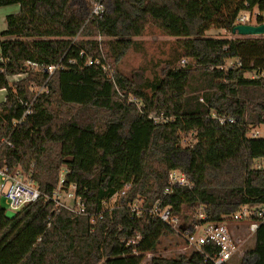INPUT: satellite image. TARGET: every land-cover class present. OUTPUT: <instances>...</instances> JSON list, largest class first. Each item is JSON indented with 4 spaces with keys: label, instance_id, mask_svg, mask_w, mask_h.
I'll return each mask as SVG.
<instances>
[{
    "label": "trees",
    "instance_id": "trees-1",
    "mask_svg": "<svg viewBox=\"0 0 264 264\" xmlns=\"http://www.w3.org/2000/svg\"><path fill=\"white\" fill-rule=\"evenodd\" d=\"M101 1L98 19L91 15L97 0H0V8L20 6L0 30V90L7 91L0 168L20 167L43 193L11 216L0 193V264H142L176 232L160 220L133 217L129 205L139 199L147 207L171 206L190 230L243 205L264 206V165L255 164L264 159V137L249 135L264 124V36L206 34L213 27L232 32L240 12H264V0ZM150 23L178 38L188 61L169 62L156 79L144 68H117ZM89 59L111 60L120 93ZM28 61L61 67L49 76ZM19 73L25 77L10 81ZM152 112L166 120L156 122ZM186 138L192 142L184 145ZM63 168V187L77 186L90 215L58 210L47 199ZM173 170L191 184L171 185ZM116 195L114 207L104 205ZM200 210L206 219L195 217ZM203 251L154 256L150 264H214L206 258L211 246ZM239 262L264 264V222Z\"/></svg>",
    "mask_w": 264,
    "mask_h": 264
},
{
    "label": "built area",
    "instance_id": "built-area-1",
    "mask_svg": "<svg viewBox=\"0 0 264 264\" xmlns=\"http://www.w3.org/2000/svg\"><path fill=\"white\" fill-rule=\"evenodd\" d=\"M103 13L104 5L101 0H97L91 15L100 19L103 16ZM261 15L263 16V19L259 20V16ZM240 24H264V12H261L256 7L254 9H243L236 18L233 26ZM100 37L102 36H99V40L101 39ZM0 61L4 62V59L1 56ZM94 63L101 64L104 71L107 72L108 77L114 82V90L120 93L117 85L115 84V69L110 64H108L107 61L101 63L99 59H89V65ZM183 63H185V60H183ZM27 64L35 69H42V71L48 73L49 76H51L58 68L61 67L60 64L43 67L37 63H32L29 61ZM19 76L24 78L25 73L11 75L9 79L10 81H16V77ZM43 89L44 86L39 88L36 86L33 87V90H35L37 93ZM128 101L130 103H136L138 107L141 108V103L137 98L131 96L128 98ZM31 112V105H29L28 109L24 113L23 119ZM149 117L156 122H163L166 120L163 114H150ZM214 117L217 118L220 123H235L234 118L216 115H214ZM249 135L259 138L264 137V132H261L260 130H251L249 131ZM262 163H264V160ZM170 184L187 186L191 183L183 171L173 170L170 173ZM63 186L64 176L61 178L56 190L51 196H48L47 199L52 200L58 210L64 209L77 216L90 215V213L87 211L85 200L77 193V186L75 184H71L68 188H64ZM170 192V188L165 189V193ZM0 193L5 198L9 209L15 213L24 208L29 203L34 202L43 196L40 188L31 179L26 177L20 167L10 170L6 166L0 168ZM110 200H112V198ZM144 203V200H136L129 205L133 217H148L153 220H160L168 224L176 232V235H178L184 241V246L181 248L180 252L181 254H191L192 252L204 253V245L211 246L212 251H209V253L206 254V258L211 260L214 264H224L226 262L233 261L237 257L241 258L242 254L244 253L243 247L247 239L236 237L232 233V230H230L227 221H247L249 223L248 238L250 239L254 238L257 229L264 222V206L248 204L243 205L236 213L226 216L224 220L216 222L205 221L194 223L192 225L193 229L190 230L189 228H184L185 223L181 226V222L183 221L181 220V217L173 211L171 206H162L160 201H157L151 207L145 206ZM108 204V201L104 202V205L107 207ZM114 206L115 205L112 207ZM195 217L200 220L207 218L201 210L195 215ZM100 218H102L101 215ZM92 224L95 225L96 222L93 220ZM199 229L202 230L201 234H198Z\"/></svg>",
    "mask_w": 264,
    "mask_h": 264
},
{
    "label": "rangeland",
    "instance_id": "rangeland-1",
    "mask_svg": "<svg viewBox=\"0 0 264 264\" xmlns=\"http://www.w3.org/2000/svg\"><path fill=\"white\" fill-rule=\"evenodd\" d=\"M13 6L17 5H10V6H4L1 7L4 10L10 9ZM0 8V25H3V19L2 14L4 13L3 10ZM2 10V11H1ZM12 13V11L10 12ZM207 36L210 37H231L237 34H233L232 32H229L226 29L213 27L210 30L207 31ZM264 36V35H261ZM99 38V37H98ZM101 41H104L105 38L100 37ZM135 44L128 50L122 61L118 64L117 68L119 70L124 71L125 73L129 74L135 69L144 68L146 69V74L149 79H156L161 76H163V70L165 67H167V64L170 63H177L178 65L183 63V60L186 62L187 59L182 57L183 50L179 44L178 38L167 35L165 32H163L160 28H158L154 23H150L143 35L136 37ZM111 60H108V64H110L113 68L115 66L112 65L110 62ZM229 63H233L232 61H229ZM22 77V76H21ZM21 77H16V79H21ZM23 78V77H22ZM77 107L75 109H71V112L75 113ZM84 112L86 116H91L92 114L90 112L85 111H79ZM151 114L156 115V112H152ZM252 130H260L261 132H264V126H257L254 127ZM192 142L191 138L183 139V144L186 145L187 143ZM264 159L256 160L255 164H262ZM66 169L63 168L61 171V176L63 177L65 175ZM28 178V176H26ZM61 177V178H62ZM118 195L114 196L112 200H110L109 204L112 206L117 203ZM143 201L144 199H139ZM2 205L7 208V214L13 215L15 212L9 209L7 202L5 198L2 196ZM229 224L230 230H232V233L241 239H247L244 247H243V254L242 256H245V251L249 248H252L254 245V238H248V231H249V223L247 221H227ZM184 225V222H181V226ZM202 230H198V234H201ZM184 246V241L176 234L169 235L166 237H163L159 244L158 249L156 252L150 253L147 255L145 260L142 262V264H150L151 260L154 256H161V257H177L178 253L181 252V248ZM243 257H237L232 262L233 264H240L239 260Z\"/></svg>",
    "mask_w": 264,
    "mask_h": 264
},
{
    "label": "water",
    "instance_id": "water-1",
    "mask_svg": "<svg viewBox=\"0 0 264 264\" xmlns=\"http://www.w3.org/2000/svg\"><path fill=\"white\" fill-rule=\"evenodd\" d=\"M233 34L239 36H261L264 35V24H240L233 27Z\"/></svg>",
    "mask_w": 264,
    "mask_h": 264
},
{
    "label": "crops",
    "instance_id": "crops-1",
    "mask_svg": "<svg viewBox=\"0 0 264 264\" xmlns=\"http://www.w3.org/2000/svg\"><path fill=\"white\" fill-rule=\"evenodd\" d=\"M17 6H13L12 8H10V9H7V10H4V9H6V8H4V9H2L3 10V14H2V18L1 19H3V25H0V30H5L6 28H7V21H6V16L8 15V14H10V12L12 11V13H15V12H18L19 11V9H20V6L18 5V4H16ZM1 10V11H2ZM19 77H21V76H19ZM22 78V77H21ZM6 95H7V91H6V89H2V90H0V103L2 102V101H4L5 100V98H6Z\"/></svg>",
    "mask_w": 264,
    "mask_h": 264
}]
</instances>
